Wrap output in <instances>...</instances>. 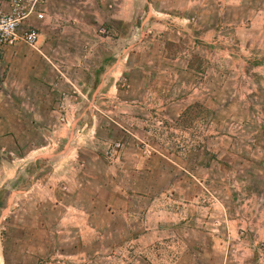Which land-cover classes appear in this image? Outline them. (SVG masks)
Wrapping results in <instances>:
<instances>
[{"label": "rangeland", "instance_id": "374dc122", "mask_svg": "<svg viewBox=\"0 0 264 264\" xmlns=\"http://www.w3.org/2000/svg\"><path fill=\"white\" fill-rule=\"evenodd\" d=\"M195 3L41 0L37 48L81 81V35L116 31L121 55L107 41L105 63L122 71L105 99L58 100L68 130L37 136V157L0 151V264H264V35L248 46L225 24L264 0ZM196 20L215 34L196 37ZM212 211L230 229L200 231ZM166 212L178 216L167 226Z\"/></svg>", "mask_w": 264, "mask_h": 264}, {"label": "crops", "instance_id": "0c3cea01", "mask_svg": "<svg viewBox=\"0 0 264 264\" xmlns=\"http://www.w3.org/2000/svg\"><path fill=\"white\" fill-rule=\"evenodd\" d=\"M243 1L216 0L220 7L227 5L238 9L242 8ZM195 2V4L200 3V5H203V0H195ZM178 21L180 22L177 25V32L181 33L183 31L184 33V30H187L186 26L189 25L186 24L188 19L183 18L182 20L178 19ZM49 22L56 24L51 19ZM225 24L233 27L236 38H240L241 34L244 43L249 46L252 35L256 33L259 36L264 35V4L257 5L254 11L249 13V16H246V14L240 16L239 13L233 20H229ZM195 25L198 29L195 35L200 39L206 40L216 32V28L209 26L204 20H196ZM43 34L40 30V45L43 42ZM112 34H100L98 42L94 38L91 39L81 35V41L84 42L82 53L78 55L74 50L70 52L77 55L75 59H77L76 64L79 68L76 72L83 75L79 79L81 81L68 74L64 68L50 57V54L44 52L41 48L31 47L23 43L4 47L0 59V151L12 153L20 150L25 154H33V157H37V153L41 154L42 148H45V146L38 144L37 136L47 138L52 142L59 140L57 135L65 134L68 130V126L63 123V119L60 121L58 100H84L85 90H88L89 94V90L92 89H102L103 92L100 91L98 99L99 97L100 99L106 98V88L108 87L110 90L115 88L118 79L117 74L122 71V63L121 61L118 62L117 59H114L111 63H105L106 49L112 47L107 41L114 44V56L119 57L121 55L119 54L121 49L119 45L122 36L116 31H113ZM62 35L63 32L61 31L58 39L61 38L62 41L68 44L73 40L71 37H62ZM96 43H98V49L102 47L103 55L100 59H96L93 64L87 63L85 65L83 59L90 57L91 48H95ZM98 73L101 77L99 83L96 84L95 79ZM109 73H113L114 78H108L107 74ZM75 89L80 90L83 98L73 95ZM95 96V93H92L87 100L93 99ZM24 135L31 137L26 149L23 148V142L19 139ZM9 140L14 142L15 146L13 148L5 147V143ZM47 144L50 145V143ZM41 146L42 148H40ZM5 169L6 166L3 164L0 167L2 174L6 173ZM211 204H214L213 201H211ZM212 212L209 214V218L205 214L197 219V226L200 227V231L206 230L211 232L209 234H212V232L218 231V225L223 222H226L228 229H230V221L227 216L221 215L222 218H219L216 211ZM176 217L178 216L175 213L166 212V226L170 223V220H175ZM179 217L180 219L185 218L181 214H179ZM211 217H214L213 220ZM184 221L179 220L178 223H188L187 220ZM213 239L215 242L217 241L216 237ZM168 258L166 257V260Z\"/></svg>", "mask_w": 264, "mask_h": 264}, {"label": "built area", "instance_id": "2783aa9c", "mask_svg": "<svg viewBox=\"0 0 264 264\" xmlns=\"http://www.w3.org/2000/svg\"><path fill=\"white\" fill-rule=\"evenodd\" d=\"M40 3L41 0H0V59L6 46L23 43L37 47L40 30L34 22L44 18Z\"/></svg>", "mask_w": 264, "mask_h": 264}]
</instances>
